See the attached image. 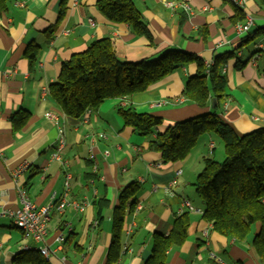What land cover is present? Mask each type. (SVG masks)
I'll return each instance as SVG.
<instances>
[{"label":"crops","instance_id":"0c3cea01","mask_svg":"<svg viewBox=\"0 0 264 264\" xmlns=\"http://www.w3.org/2000/svg\"><path fill=\"white\" fill-rule=\"evenodd\" d=\"M97 1L9 0L8 10L0 15V264H17L14 258L27 243L8 213L22 204L19 188L37 206L53 204L46 239L50 264H109L114 208L121 190L133 182L140 184L138 205L125 221L123 253L110 264H144L151 255L154 234L170 232L175 218L187 210L185 201L194 207L187 239L169 250L166 264H264L253 235L241 241L225 237L203 217L205 206L194 183L204 159H216L218 135L203 134L185 159L166 163L160 152L149 149L156 134H137L118 113L119 106L132 105L140 113L159 115L164 121L157 129L160 132L214 110L239 135L262 126L264 75L258 65L264 55V37L242 48L239 45L249 32L264 27V7L258 0H245L241 8L246 19L234 22L236 5L229 0H133L151 32L150 40L127 24L108 20ZM248 19L252 20L250 30L241 34L237 25ZM106 37L123 61L155 59L176 49L197 54L206 63L218 54L235 52L245 65L236 67L234 58L225 66L226 96L219 103L212 95L214 107L211 99L207 108H201L182 95L188 78L197 71L191 63L143 92L107 99L96 111L70 117L50 95V84L73 54ZM33 45L39 46L34 61L29 57ZM49 111L60 116V126L46 117ZM99 133L107 137L92 142ZM56 151L62 160L53 158ZM23 164L26 168L14 178L13 171ZM63 199L69 204L58 210ZM212 253L222 261L212 259Z\"/></svg>","mask_w":264,"mask_h":264},{"label":"trees","instance_id":"16d2710c","mask_svg":"<svg viewBox=\"0 0 264 264\" xmlns=\"http://www.w3.org/2000/svg\"><path fill=\"white\" fill-rule=\"evenodd\" d=\"M258 1L264 7V0ZM8 7L9 0H0V15ZM97 7L111 22L127 24L136 34L152 40L143 15L133 0H98ZM64 13L62 10L60 16ZM245 19V12L236 5L232 20L242 22ZM261 37H264V27L245 35L239 48ZM38 47H31L29 57L32 61L36 59ZM234 58L237 59L236 67L245 65L235 52L218 54L211 63H206L197 54L176 49H169L155 59L123 61L117 56L110 38L106 37L93 41L84 51L65 61L57 80L50 84L49 92L66 115L81 118L89 110H98L107 99L127 98L143 92L173 71L195 63L197 71L188 78L182 95L199 107L207 108L212 95L219 103L224 100L228 84L225 66ZM258 68L264 75V55ZM118 113L125 125L131 126L137 134L145 137L156 134L150 140L149 149L160 152L166 163L185 159L203 134L218 135L224 145L225 157L222 161L211 156L205 158L203 169L194 183L205 206L203 217L225 237L241 241L253 235L254 248L264 261V124L239 135L214 110L178 121L160 132L157 129L164 121L159 115L140 113L132 105L119 106ZM139 191L140 184L133 182L120 192L112 219L109 264L117 262L123 253L125 221L138 205ZM190 212L186 210L178 215L169 233L154 234L151 255L144 264H166L169 250L187 239ZM255 226H258L256 233L253 231ZM14 262L50 264L35 250H23L15 256Z\"/></svg>","mask_w":264,"mask_h":264},{"label":"built area","instance_id":"2783aa9c","mask_svg":"<svg viewBox=\"0 0 264 264\" xmlns=\"http://www.w3.org/2000/svg\"><path fill=\"white\" fill-rule=\"evenodd\" d=\"M232 3H234L237 6L243 7L245 0H229ZM167 5L170 7H174L173 2H167ZM252 25V20L248 19L244 23H239L237 25V30L241 34H246L249 32L250 27ZM160 105V104H158ZM92 110H89L87 113L89 114ZM86 113V114H87ZM46 117L49 118L54 124L57 126H60V116L54 112H47ZM107 135L105 133H99L96 135H93L91 141L96 142L99 140V138H106ZM65 142L64 139V133L61 134V144ZM213 151V145H211V152ZM53 158L62 160V156L59 151H56L53 154ZM26 164H23L18 169L13 171V177L16 178L19 176V174L22 172L23 169L26 168ZM182 171H179L180 174ZM70 176L68 175L65 181V187L68 190L70 187ZM177 183V180H173L172 184L175 185ZM20 196H21V206L15 210L8 211L9 215L12 216L15 225L17 228H19L23 233V238L27 243L23 244L22 250L26 251H39L43 256H45L47 259L50 254V249L47 245V234H48V226L50 221V215H51V208L52 203L45 205V206H37L35 205L29 198L27 191L24 188H19ZM69 204V202L65 199H63L59 204L57 205L58 210H64L66 205ZM74 205L77 208L83 209V206L77 202H74ZM185 207L187 210H193L194 207L191 205L189 201H185ZM60 241L64 240L63 236H60ZM28 241H33L34 245H31L28 243ZM211 258L214 259L217 262H221V258L215 254H211Z\"/></svg>","mask_w":264,"mask_h":264},{"label":"rangeland","instance_id":"374dc122","mask_svg":"<svg viewBox=\"0 0 264 264\" xmlns=\"http://www.w3.org/2000/svg\"><path fill=\"white\" fill-rule=\"evenodd\" d=\"M223 146H224L223 143L220 141V145L218 146V152H216V156H215L218 161H222L225 157L224 151L221 156L219 155V153H221V151L224 149Z\"/></svg>","mask_w":264,"mask_h":264},{"label":"water","instance_id":"95a60500","mask_svg":"<svg viewBox=\"0 0 264 264\" xmlns=\"http://www.w3.org/2000/svg\"><path fill=\"white\" fill-rule=\"evenodd\" d=\"M215 101H216V98L215 97L211 98V103H212V106L213 107L215 106Z\"/></svg>","mask_w":264,"mask_h":264}]
</instances>
